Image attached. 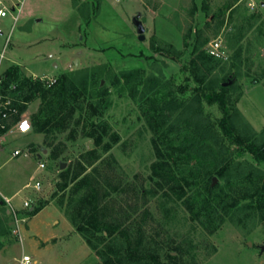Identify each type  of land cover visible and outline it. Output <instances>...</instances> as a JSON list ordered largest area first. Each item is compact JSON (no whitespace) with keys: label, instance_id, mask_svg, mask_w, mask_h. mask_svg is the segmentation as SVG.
Here are the masks:
<instances>
[{"label":"rangeland","instance_id":"374dc122","mask_svg":"<svg viewBox=\"0 0 264 264\" xmlns=\"http://www.w3.org/2000/svg\"><path fill=\"white\" fill-rule=\"evenodd\" d=\"M24 2L16 25L9 15L0 18V54L10 37L5 49V68L14 75L19 73L23 79L32 75L58 79L62 75L78 76L80 71L89 72L91 78L98 67L108 65L111 78L101 83L107 88V94L97 97L105 113L96 122L108 126L109 136L104 143L113 144L109 152H104L102 146L96 147L94 140L85 137L84 118L91 104L85 96L78 101L83 108V121L76 125L78 112L70 129L53 138L52 146L46 144L43 134L34 132L26 138L12 139L11 147L23 150V154L9 159L11 153L7 151L0 158V192L12 196L18 190L13 199L18 218L23 221L22 241L13 232L16 224L12 213L6 216L0 208V218H7L14 225L9 240L18 243L14 246L17 255H21L20 244H23L24 252L38 264H104L66 215L72 184L63 190L62 186L71 182V176L64 179L60 174L67 168L72 172L83 170L81 167H87L84 156L97 149L104 163L98 164V177L104 186L112 184L108 189L113 221H125L123 227L132 226L135 232L138 224H142L146 255L154 257L159 264H264L261 251L264 210H240L223 222L205 219L202 224L191 220L183 199L172 195L168 200L164 196L157 180L151 178V167L160 160L153 139L161 142L147 120L162 105L182 100L178 86L186 66L191 80L204 78L205 85H213L217 90L225 75H229L223 83H229L227 104L233 115L235 138L243 143L264 141V0ZM137 16L145 27L144 41L138 40L133 25V18ZM215 39L223 41L224 59L211 57L207 52L209 43ZM154 44L161 53H156ZM196 47L209 59H201L194 52ZM123 54L131 56L122 58ZM151 55L154 59L149 58ZM135 69H141L144 75L138 92L133 95L130 86L133 84H127L123 76ZM115 78L120 79L117 86L112 85ZM154 79L157 84L150 90ZM96 84L97 78L90 81L88 92L95 93ZM144 92L156 98L157 109L153 101L142 99ZM188 101L192 102V97ZM39 103V100L29 103L30 118ZM202 105L200 118L214 138L205 135L193 141L194 128L182 122L165 138L161 150L172 155L173 171L178 178L188 176L196 187H203L207 182L203 178L205 171H211V179L216 178L214 186L219 185L228 192L226 182L214 173L218 165L229 160L262 169L264 166L253 161L250 154L242 157V148L229 142L218 125L222 117L218 105L205 101ZM113 135L118 136L117 143L113 142ZM168 141L173 144L171 148L167 146ZM53 152L59 154L57 158ZM39 163H44L45 168L38 169ZM91 171L87 167V172ZM192 172L196 173L195 179ZM36 181L41 183L39 190L32 187ZM232 186L240 189L236 192L239 197L244 189L252 190L248 182L242 185L234 181ZM115 187L121 189L114 191ZM143 188L149 191L146 200L140 192ZM185 190L186 196L190 191L195 192L189 187ZM4 199L0 197V201ZM26 201L28 207L24 205ZM34 206L41 208L39 212L44 211L32 222L33 216L28 210ZM117 237L120 242L125 240L119 234ZM131 238L135 239V234ZM0 244L6 245L7 240L2 238ZM176 247L181 252H175ZM169 253L176 258L169 259ZM152 261L148 259L149 264Z\"/></svg>","mask_w":264,"mask_h":264},{"label":"trees","instance_id":"16d2710c","mask_svg":"<svg viewBox=\"0 0 264 264\" xmlns=\"http://www.w3.org/2000/svg\"><path fill=\"white\" fill-rule=\"evenodd\" d=\"M153 48L156 53H161L155 44ZM198 51L199 49L196 47L194 52L198 53L201 59L203 58L204 61L209 59L204 52ZM129 56L131 55H121L122 58ZM149 58L154 59L152 55ZM97 70L91 78L89 72L86 71H80L78 76L62 75L52 86H46L38 81H33L31 78H20L19 73H16V75L12 72L9 73L10 79L19 81L22 100L26 103V105H22V111L28 108L30 102L39 100L40 103L37 110L31 115L33 132L43 134L48 146L54 144L53 138L57 134L64 133L70 129L71 123L78 112L79 117L76 120V125L83 121V108L78 101L81 96H85L86 99L90 98L91 100L89 105L90 112L84 118V122L86 119L83 128L85 137L94 140L96 147L102 146L104 152H109L112 148L113 143H104L105 138L109 136L108 126L96 122V119H99L105 113V109L98 102L97 97L107 94V88L101 83L111 78V68L106 65L102 68L98 67ZM143 75L144 73L141 69H135L123 76L127 84H133V86L130 85L133 95L138 92V87L142 84ZM96 78L95 93L88 92L90 81H94ZM228 78H230L229 75H225L223 82ZM112 81L113 86H117L120 83L119 78H115V81ZM135 81L136 83H133ZM196 82L190 79L187 67L183 66V80L178 86V92L181 94L182 100L169 101L167 105L159 107L153 113V116H147L152 132L158 136V139L160 138L159 141L161 142L159 143L157 139H153V145L160 160L152 165L151 178L157 180L158 188L164 191L163 194L168 200L172 198V195L177 199L184 200L185 207L193 222L203 224L205 219L208 221L216 219L223 222L227 216H231L240 210H264V169L246 162L238 164L229 160L225 161L221 166L218 165L214 173L219 179L226 182L229 189L227 192L219 185H213L211 171H205L203 178L207 182H204L203 187H196L198 185H195V181L191 183L188 176L178 178L173 171L172 155L162 153L161 146L165 144V138L167 139L178 123L186 122L187 127L194 128L193 141L203 138L205 135L209 139L214 138L211 129L200 118L202 102L205 101L209 105H218L222 111V117L218 121L219 128L231 144L242 148L240 155L244 157L250 154L253 161L259 166H264V141L258 144L257 142L243 143L234 136L233 115L227 104V86H224L222 82L219 90H217L213 85H205L204 78H200ZM194 83L197 85H194ZM156 84L155 80L150 90H153ZM205 86L207 87L205 88ZM149 93L144 92L141 97L144 100L153 101L154 104L156 98L149 95ZM187 96L192 97V102L188 101L190 98ZM51 137L52 140L50 139ZM118 141V136L113 135V142L117 143ZM171 144L166 145L171 148L173 145ZM52 154L54 158L59 155L55 152ZM84 160L87 163V167L92 168L91 172H87V167L83 166L81 167L83 170L80 172H72L70 168H67L60 173L64 179L71 176V182H66L62 186L63 190L72 184L68 194L66 211L70 222L84 236L87 244L97 251L104 264H149L148 259L153 260V264H159L154 257L146 255L147 250L144 248V227L142 224H138L135 232L132 226L123 227L122 224L125 221L117 223L113 221L114 215L111 213L113 207L110 206L111 201L109 199L111 191L108 189V186L110 188L112 184L106 183L104 186L98 177V164L104 165L103 157H101L97 149H93L86 153ZM174 162L176 163V161ZM191 170L194 171V169ZM191 174L193 179H195L196 173L192 172ZM234 181H240L242 185L248 182L251 184L252 190L244 189L241 197H239L236 192H240V189L232 186ZM186 187L194 189L195 192L190 193V191L186 196ZM120 189V187H115L113 190L119 191ZM140 192L146 200L149 191L143 188ZM155 194L157 193H153V195ZM164 209H166L165 206L163 207ZM40 210L41 208L34 206L28 210V214L34 216ZM1 232H4V230L0 229ZM117 234L120 237H124L125 240L120 242L118 237L115 238ZM134 234L135 239L132 240L131 237ZM149 245L147 244V246ZM174 251L177 253L181 252L179 247L174 248ZM168 258L174 260L176 257L169 253Z\"/></svg>","mask_w":264,"mask_h":264},{"label":"built area","instance_id":"2783aa9c","mask_svg":"<svg viewBox=\"0 0 264 264\" xmlns=\"http://www.w3.org/2000/svg\"><path fill=\"white\" fill-rule=\"evenodd\" d=\"M126 0H114L115 3H121ZM11 2V4L9 3ZM24 0H0V18L11 16L16 25L19 21V16L22 11ZM10 42L8 37L4 51L0 54V151H4L9 147L12 139L16 137L26 138L33 132L32 121L27 114L28 108L24 111L21 110L22 105L26 103L22 100V93L20 91L19 82L10 79V74L7 68L4 66L5 49ZM223 41L221 39H215L209 43L207 52L210 56L217 59H224L225 54L223 52ZM33 81H38L44 85L52 86L57 82L55 78H47L46 76L32 75ZM27 123L29 125L27 130H22V125ZM23 154V150L15 148L12 151V158L19 157ZM38 169H44L45 164L39 163ZM35 190H39L41 187L40 181H36L33 186ZM5 203L9 206L10 212L13 215L16 228L13 232L18 236L19 241H22L20 233V225L22 219L18 218L17 212L15 211L11 199L5 198ZM25 207L29 206L26 201ZM19 264H37L30 255H23L19 261Z\"/></svg>","mask_w":264,"mask_h":264},{"label":"crops","instance_id":"0c3cea01","mask_svg":"<svg viewBox=\"0 0 264 264\" xmlns=\"http://www.w3.org/2000/svg\"><path fill=\"white\" fill-rule=\"evenodd\" d=\"M13 149H15V148H12L11 145H10L4 151H0V158L2 156L7 155L6 152L9 151L11 154H10V156L8 158L12 159L11 155H12ZM17 193H18V190L15 191L12 194V196H9L5 192L1 191L0 192V197L11 199L13 207H14L16 205V203H14V199L13 198H15ZM8 207L9 206L5 203V200H1L0 201V208L2 210H4V213H5L6 216L10 217L11 216V212H10V208H8ZM43 211H41L38 214H36L35 216H33L32 222H34L37 218H39V216L42 214ZM9 217H8V220H9ZM12 217H13V215H12ZM12 226H14V225L12 224V222L8 223L7 218L6 219L5 218H0V229L4 230V232L0 233V242H1L2 238H4V240H7V244L6 245H1L0 244V264H13L14 262L19 264V261H20L21 257L26 254L24 252L23 244H20L21 250H22L21 255L18 256L17 252H15V247L14 246H16V244H18V243H16L14 240L13 241L9 240V232H8V231H11ZM26 255H28V254H26ZM37 264H38V261H37Z\"/></svg>","mask_w":264,"mask_h":264},{"label":"water","instance_id":"95a60500","mask_svg":"<svg viewBox=\"0 0 264 264\" xmlns=\"http://www.w3.org/2000/svg\"><path fill=\"white\" fill-rule=\"evenodd\" d=\"M40 21V20H38ZM133 25L136 28L137 34H138V40L139 41H144L145 40V27L140 21L139 17H134L133 18ZM54 66L57 67V64L54 63ZM229 83H225L224 86H228ZM65 165L62 166V169L64 168ZM216 183V178L213 179V185ZM261 251L264 252V245L261 247Z\"/></svg>","mask_w":264,"mask_h":264},{"label":"snow or ice","instance_id":"6c2138e0","mask_svg":"<svg viewBox=\"0 0 264 264\" xmlns=\"http://www.w3.org/2000/svg\"><path fill=\"white\" fill-rule=\"evenodd\" d=\"M28 127H29V125H28L27 123H24V124L22 125V130H27Z\"/></svg>","mask_w":264,"mask_h":264}]
</instances>
